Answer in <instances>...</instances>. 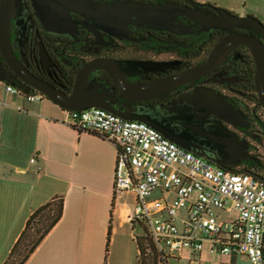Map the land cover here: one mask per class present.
<instances>
[{"label": "flooded vegetation", "instance_id": "flooded-vegetation-1", "mask_svg": "<svg viewBox=\"0 0 264 264\" xmlns=\"http://www.w3.org/2000/svg\"><path fill=\"white\" fill-rule=\"evenodd\" d=\"M69 1H74V5L56 0H0V14L3 6L8 11V42L14 59L52 93L69 95L78 72L98 60L117 64L127 82L148 85L202 65L221 41L234 34L255 36L264 43L262 34L252 29L222 30L200 21L195 15L219 17L220 13L229 12L209 2ZM146 5L167 6L166 22L157 27L144 24L127 7ZM256 72L252 52L244 45H234L205 75L177 85L162 97L132 101L130 106L135 115H147L149 110L165 111L173 105H187L195 115L206 113L207 118L219 124L221 133L234 136L242 156L227 154L221 139L209 143L191 137L188 148L203 154L200 157L216 166L215 162L227 170L248 173L264 186V105L257 89ZM0 79L26 93H40L12 69L1 47ZM86 80L107 89L120 103L127 101L105 70L90 72ZM206 94L226 107L221 117L206 109L198 111L185 100L197 96L199 101H205ZM172 123L176 128V120Z\"/></svg>", "mask_w": 264, "mask_h": 264}, {"label": "crops", "instance_id": "crops-1", "mask_svg": "<svg viewBox=\"0 0 264 264\" xmlns=\"http://www.w3.org/2000/svg\"><path fill=\"white\" fill-rule=\"evenodd\" d=\"M246 6L264 22V0ZM115 159L114 145L74 129L58 105L6 94L0 81V264L30 215L54 196L64 197L62 217L25 264H137L134 200L114 193ZM179 264L248 260L214 256L205 246L183 251Z\"/></svg>", "mask_w": 264, "mask_h": 264}, {"label": "built area", "instance_id": "built-area-1", "mask_svg": "<svg viewBox=\"0 0 264 264\" xmlns=\"http://www.w3.org/2000/svg\"><path fill=\"white\" fill-rule=\"evenodd\" d=\"M4 89L28 102L44 99L9 84ZM66 112L74 129L114 145V193L134 195L129 221L147 230L162 264H179L183 251L205 246L214 256L264 264V186L257 179L220 168L143 122L101 108ZM156 190L161 196L151 198Z\"/></svg>", "mask_w": 264, "mask_h": 264}, {"label": "water", "instance_id": "water-1", "mask_svg": "<svg viewBox=\"0 0 264 264\" xmlns=\"http://www.w3.org/2000/svg\"><path fill=\"white\" fill-rule=\"evenodd\" d=\"M56 1L66 5H74L75 3L69 0ZM127 7H130L129 9L138 17L139 21L150 26L157 27L167 20V6L146 5L141 7ZM7 12L6 6H3L0 14V47L2 54L18 76L43 94L47 100L52 101L65 111H82L88 108H101L124 120H139L157 130L166 139L177 144L184 150L190 151L198 156L204 155L190 150L187 144L188 140L194 137H198L209 143H217L221 139V142L226 145L224 151L227 154L238 153L239 148H237V141L234 136L229 133H221L219 124L207 118L206 113L204 115H195L193 113L194 110L187 105H173L165 111L149 110L147 115H135L134 109L130 106L132 101L148 100L157 96L162 97L164 93L172 90L177 85L205 75L216 67L222 60L224 52L234 45H244L252 52L257 66V89L264 105V43L255 36L234 34L221 41L202 65L196 66L175 78L148 85L127 82L122 78L119 66L113 62L103 60L94 61L84 66L78 72L72 92L69 95H64L52 93L47 90L40 81L32 77L16 62L9 48ZM195 17L212 28L222 30H233L235 28L252 29L257 33H261L264 39V24L251 15L240 16L230 12H222L219 17L201 14L195 15ZM98 68L105 70L111 76L113 82L120 88L122 94L127 97V101L120 103L117 98L109 95L107 89L98 85H91L87 82V75ZM0 81L4 84L14 86L4 79H0ZM100 89L101 91L99 92ZM20 90L24 92L22 89ZM205 97V101H199L197 96L185 97V100L189 105L195 106L198 111L206 109L219 117L226 112V107L219 100L207 94ZM146 117L150 118L146 119ZM174 120H176V128L171 125ZM239 152H241V150ZM238 155L242 156L239 153ZM215 163L218 167L223 168L217 162Z\"/></svg>", "mask_w": 264, "mask_h": 264}, {"label": "trees", "instance_id": "trees-1", "mask_svg": "<svg viewBox=\"0 0 264 264\" xmlns=\"http://www.w3.org/2000/svg\"><path fill=\"white\" fill-rule=\"evenodd\" d=\"M63 208L64 197L54 196L36 209L26 221L22 232L3 264H25L46 235L59 222ZM135 240L139 251L137 264H162L161 255L144 227H141Z\"/></svg>", "mask_w": 264, "mask_h": 264}, {"label": "rangeland", "instance_id": "rangeland-1", "mask_svg": "<svg viewBox=\"0 0 264 264\" xmlns=\"http://www.w3.org/2000/svg\"><path fill=\"white\" fill-rule=\"evenodd\" d=\"M199 1L216 4L218 7H221L233 14L240 15V16L249 15L250 9H249V6L245 7V3L250 5L252 2V0H199ZM255 18L260 20L258 17H255ZM260 22L264 24L262 20H260ZM160 196H161L160 191L156 190L153 192L151 198H158ZM129 199L130 201H132V199L134 200V195L129 194ZM137 231H138L137 233H140V229H138ZM203 260H206L205 262H207V261H210V258H207V256L204 255ZM172 262L173 261H170V263Z\"/></svg>", "mask_w": 264, "mask_h": 264}]
</instances>
